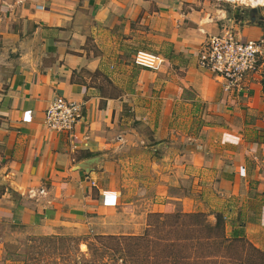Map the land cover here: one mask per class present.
Here are the masks:
<instances>
[{"label": "crops", "instance_id": "0c3cea01", "mask_svg": "<svg viewBox=\"0 0 264 264\" xmlns=\"http://www.w3.org/2000/svg\"><path fill=\"white\" fill-rule=\"evenodd\" d=\"M226 7L0 0V264L6 225L129 236L175 210L219 214L226 235L264 250V63L238 93L198 66L224 27L262 38L264 7ZM139 50L161 68L134 65ZM57 96L81 107L70 135L45 128Z\"/></svg>", "mask_w": 264, "mask_h": 264}, {"label": "trees", "instance_id": "16d2710c", "mask_svg": "<svg viewBox=\"0 0 264 264\" xmlns=\"http://www.w3.org/2000/svg\"><path fill=\"white\" fill-rule=\"evenodd\" d=\"M150 217L141 235L95 238L113 241L114 252L122 245L129 247V262L136 264H264V250L245 237L226 235L219 214L214 223L201 212L154 213Z\"/></svg>", "mask_w": 264, "mask_h": 264}, {"label": "built area", "instance_id": "2783aa9c", "mask_svg": "<svg viewBox=\"0 0 264 264\" xmlns=\"http://www.w3.org/2000/svg\"><path fill=\"white\" fill-rule=\"evenodd\" d=\"M22 1V0H19ZM218 6L234 8H262L264 0H212ZM161 56L139 50L134 53L133 64L157 71L163 65ZM264 63V36L258 40L238 38L230 28H222L219 33L208 35L198 53V66L209 72L226 93H238L244 88V81L253 76ZM82 119L79 104L61 96L55 97L44 112L45 128L58 134H71L75 124ZM39 194L43 190L38 191ZM30 196H35L31 190Z\"/></svg>", "mask_w": 264, "mask_h": 264}, {"label": "rangeland", "instance_id": "374dc122", "mask_svg": "<svg viewBox=\"0 0 264 264\" xmlns=\"http://www.w3.org/2000/svg\"><path fill=\"white\" fill-rule=\"evenodd\" d=\"M225 6L239 10L229 5ZM243 12L245 16L249 15V9L245 8ZM177 211L179 210L174 212ZM150 215L148 214L145 218L138 235H141L151 222ZM1 231L4 235L1 255L9 264H124V262L136 264L129 262V255H131L128 252L129 247L122 245L123 248L121 247L119 252H114L113 241L107 238H95L100 235L93 233L36 236L16 225H6ZM233 236L239 235L234 234ZM133 256L137 257L135 254Z\"/></svg>", "mask_w": 264, "mask_h": 264}, {"label": "water", "instance_id": "95a60500", "mask_svg": "<svg viewBox=\"0 0 264 264\" xmlns=\"http://www.w3.org/2000/svg\"><path fill=\"white\" fill-rule=\"evenodd\" d=\"M246 9H249V11H254V10H256V9H251V8H246ZM240 10V9H239ZM241 10H243V9H241Z\"/></svg>", "mask_w": 264, "mask_h": 264}]
</instances>
